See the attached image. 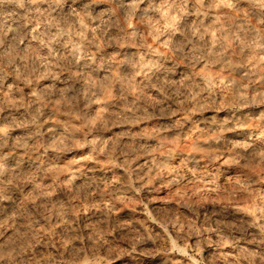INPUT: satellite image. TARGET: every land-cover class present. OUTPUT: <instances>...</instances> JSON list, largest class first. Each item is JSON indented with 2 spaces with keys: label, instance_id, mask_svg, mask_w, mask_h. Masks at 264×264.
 <instances>
[{
  "label": "rangeland",
  "instance_id": "1",
  "mask_svg": "<svg viewBox=\"0 0 264 264\" xmlns=\"http://www.w3.org/2000/svg\"><path fill=\"white\" fill-rule=\"evenodd\" d=\"M0 166V264H264V0H0Z\"/></svg>",
  "mask_w": 264,
  "mask_h": 264
},
{
  "label": "bare ground",
  "instance_id": "2",
  "mask_svg": "<svg viewBox=\"0 0 264 264\" xmlns=\"http://www.w3.org/2000/svg\"><path fill=\"white\" fill-rule=\"evenodd\" d=\"M134 1V0H133ZM133 1L132 0H121V3H122V5H123V7L125 8V9H129V8H131L132 7V5H133ZM83 4V3H82ZM83 6V8L84 7H86V5H82ZM79 7V6H78ZM80 8H82V7H80ZM82 8V9H83ZM67 11V10H66ZM104 11V10H103ZM102 11V12H103ZM60 13V12H59ZM68 13V12H67ZM61 14V13H60ZM66 14V13H65ZM107 14H108V12H107ZM106 17L107 18H109L110 16H109V14L108 15H106ZM72 19L74 18V17H71ZM109 21V20H108ZM66 52H68V56H69V58L71 59V61H73L74 63H79V60H78V58H77V54H76V51L74 50V49H72V48H65L64 49ZM213 119V118H212ZM211 124L212 125H220V124H222V121H218V120H212V122H211ZM244 133V131H243V129H240L237 125H234V126H232V128H231V130H229V132H228V135H227V137L228 136H235V135H242ZM219 142L221 143V141H219V140H217V139H212L211 140V143H213L214 145L216 144V143H218L219 144ZM210 144V143H209ZM1 167V166H0ZM3 202H4V199L2 200ZM234 210V209H233ZM237 211V210H236ZM248 247V246H247Z\"/></svg>",
  "mask_w": 264,
  "mask_h": 264
}]
</instances>
